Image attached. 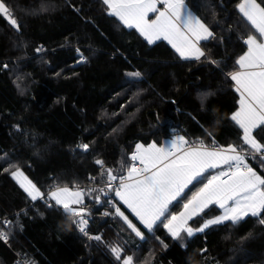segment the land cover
Instances as JSON below:
<instances>
[{"label": "trees", "instance_id": "obj_1", "mask_svg": "<svg viewBox=\"0 0 264 264\" xmlns=\"http://www.w3.org/2000/svg\"><path fill=\"white\" fill-rule=\"evenodd\" d=\"M240 2L185 0L214 34L201 43L204 57L185 60L166 41L150 44L124 26L102 0H5L20 28L0 16V232L7 235L0 264H14L16 252L35 264H123L126 256L134 264H264V213L174 239L159 223L147 231L109 190L104 172L125 175L137 144L175 134L207 147L243 143L231 120L240 97L228 74L239 69L247 36L260 37L238 11ZM136 71L140 78L127 75ZM253 136L264 144V126ZM248 158L264 177V156ZM16 167L44 198L27 195L10 174ZM210 174L192 182L170 212H179ZM57 186L84 190L88 236L46 197ZM220 213L212 205L189 226ZM96 235L102 240L89 239ZM115 245L124 250L119 260L110 251Z\"/></svg>", "mask_w": 264, "mask_h": 264}, {"label": "snow or ice", "instance_id": "obj_2", "mask_svg": "<svg viewBox=\"0 0 264 264\" xmlns=\"http://www.w3.org/2000/svg\"><path fill=\"white\" fill-rule=\"evenodd\" d=\"M102 2L107 5L109 15L118 18L124 26L138 30L148 43L167 40L185 60H199L204 57L205 53L198 45L214 35L208 25L186 6L185 0ZM158 4L163 7H158ZM237 7L260 37L258 39L257 35L247 36L244 41L247 51L237 61L240 70L228 74L235 82V91L240 97L239 109L232 114L231 120L242 130L243 143L239 146H214L210 149L203 141L190 142L183 136H177L166 147H158L154 142L147 147L137 144L130 159L138 162L140 166L133 163L127 168L126 176L114 175L112 169H104L109 190L115 192L149 232L159 223L172 238L179 239L182 233L192 236L211 226L227 223L237 225L250 215L261 217L264 213V177L259 176L247 163L249 156L253 159L256 154L264 156V144L253 136L254 129L264 126V6L257 3V0H241ZM149 13H154L155 18L149 20ZM0 16L7 18L19 30L20 25L12 18L5 0H0ZM36 51L42 52L43 49L37 48ZM86 59L82 56L81 62ZM127 75L133 78L142 76L139 71ZM245 145L248 151H244ZM79 147L85 151L89 149L88 144ZM96 163L103 167V161L98 160ZM221 165H227V171L205 178L203 186L186 198L187 202L183 203L182 211L170 212L169 206L181 197L193 181L202 177L208 169L219 168ZM4 171L9 169L5 168ZM10 174L33 201L44 198V193L19 167ZM49 196L73 218L79 231L88 236V219L85 218L88 213L83 206L84 192L67 186H57ZM212 205L222 210L221 215L206 220L199 228L189 226L190 220L202 216ZM114 214L121 217L137 237L144 239V234L119 207L115 208ZM259 223L264 225V218H260ZM0 238L7 239V235L0 232ZM89 239L100 241L102 237L89 236ZM110 251L119 260L124 250L115 245L110 246ZM123 264H134L133 257L126 256Z\"/></svg>", "mask_w": 264, "mask_h": 264}, {"label": "crops", "instance_id": "obj_3", "mask_svg": "<svg viewBox=\"0 0 264 264\" xmlns=\"http://www.w3.org/2000/svg\"><path fill=\"white\" fill-rule=\"evenodd\" d=\"M257 3H259L258 1H257ZM186 4V3H185ZM186 6L189 8V9H191L187 4H186ZM158 7H160V8H162L163 7V5L162 4H158ZM192 10V9H191ZM193 11V10H192ZM193 13L194 14H196L194 11H193ZM197 15V14H196ZM198 16V15H197ZM148 18H149V20H151V19H154L155 18V14L154 13H149L148 14ZM201 19V18H200ZM202 20V19H201ZM210 29V28H209ZM211 30V29H210ZM259 39V38H258ZM161 40H164V39H160V40H157V41H161ZM157 41H155V42H157ZM164 41H166L167 43H169L167 40H164ZM203 41H201L200 42V44L198 45L203 51H204V53H206L205 52V50H204V48L202 47V45H201V43H202ZM170 44V43H169ZM171 45V44H170ZM174 49V48H173ZM175 50V49H174ZM202 58V57H201ZM189 60H193V59H189ZM240 70V68L238 69V70H236V71H239ZM239 109V108H238ZM237 109V110H238ZM258 128V127H257ZM256 128V129H257ZM255 130V129H254ZM253 130V131H254ZM177 136H183L186 140H187V138L184 136V135H182V134H175V135H173V136H171V137H168V138H166L162 143H157V146L158 147H166L167 145H168V143L170 142V141H172V140H174ZM208 148H212V147H208ZM227 168V165H223V167H222V169H221V171H224L225 169ZM215 168H211V169H208L204 174H203V176L207 173V172H211V174H210V176H209V178L212 176V175H216L217 173H219L218 171H213ZM217 170V169H216ZM220 171V172H221ZM126 175H127V173H126ZM125 175V176H126ZM201 178V177H200ZM199 179V178H198ZM194 182V181H193ZM190 186V185H189ZM188 186V187H189ZM70 189H72V190H81V191H83L84 192V190L83 189H81V188H78V187H69ZM55 189V188H54ZM54 189H52V190H54ZM52 190H50L49 191V193L52 191ZM187 190V188L185 189V191ZM185 191H184V193H185ZM49 193L46 195V197L47 198H49V199H51L50 198V196H49ZM183 193V194H184ZM182 194V195H183ZM181 195V196H182ZM119 198V197H118ZM180 197H178L177 198V200L179 199ZM120 200V199H119ZM83 201H84V197H83ZM121 201V200H120ZM122 203H123V201H121ZM173 202H175V201H173ZM187 202V201H186ZM185 202V203H186ZM124 204V203H123ZM125 205V204H124ZM126 207H127V205H125ZM128 208V207H127ZM129 209V208H128ZM130 211H131V209H129ZM221 210V209H220ZM180 211H182V208H181V210ZM179 211V212H180ZM132 212V211H131ZM179 212H177V213H179ZM221 213H222V210H221ZM221 213L219 214V215H221ZM134 214V213H133ZM208 220V219H207ZM206 221V220H205ZM204 221V222H205ZM190 222V221H189ZM188 222V223H189ZM193 228V227H192Z\"/></svg>", "mask_w": 264, "mask_h": 264}, {"label": "built area", "instance_id": "obj_4", "mask_svg": "<svg viewBox=\"0 0 264 264\" xmlns=\"http://www.w3.org/2000/svg\"><path fill=\"white\" fill-rule=\"evenodd\" d=\"M190 142H196V141H190ZM205 145V144H204ZM135 152V150L131 153V155ZM257 155V154H256ZM131 157V156H130ZM250 157V156H249ZM248 157H247V163L248 165L251 167V164L248 162ZM132 163H136L137 166L139 167L140 165L138 164V162H135V161H132ZM252 168V167H251ZM227 171V169H226ZM115 175V174H114ZM115 183H118L115 182ZM6 241V239H4ZM14 264H35L34 262H32L31 259L27 258L25 256V254L21 253V252H16L15 253V261H14Z\"/></svg>", "mask_w": 264, "mask_h": 264}, {"label": "rangeland", "instance_id": "obj_5", "mask_svg": "<svg viewBox=\"0 0 264 264\" xmlns=\"http://www.w3.org/2000/svg\"><path fill=\"white\" fill-rule=\"evenodd\" d=\"M140 144H143V143H140ZM157 145V143H155ZM145 147H147L149 144H143ZM223 165H221L219 168H215L213 171H218L220 172L221 169H222ZM217 169V170H216ZM23 171V170H22ZM24 172V171H23ZM24 174L30 179V177L24 172ZM258 174V173H257ZM259 175V174H258ZM260 176V175H259ZM31 180V179H30ZM32 181V180H31ZM33 182V181H32ZM34 183V182H33ZM35 184V183H34ZM36 185V184H35ZM37 186V185H36ZM41 191V190H40ZM219 216V215H218ZM216 217V216H215ZM214 218V217H213ZM207 220V219H206Z\"/></svg>", "mask_w": 264, "mask_h": 264}]
</instances>
